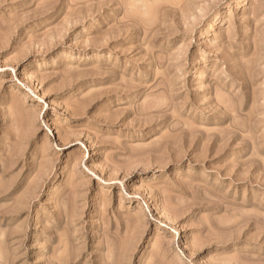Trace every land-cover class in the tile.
Masks as SVG:
<instances>
[{
	"label": "rangeland",
	"instance_id": "obj_1",
	"mask_svg": "<svg viewBox=\"0 0 264 264\" xmlns=\"http://www.w3.org/2000/svg\"><path fill=\"white\" fill-rule=\"evenodd\" d=\"M0 264H264V0H0Z\"/></svg>",
	"mask_w": 264,
	"mask_h": 264
},
{
	"label": "bare ground",
	"instance_id": "obj_2",
	"mask_svg": "<svg viewBox=\"0 0 264 264\" xmlns=\"http://www.w3.org/2000/svg\"><path fill=\"white\" fill-rule=\"evenodd\" d=\"M203 78V77H200V79ZM66 245V244H65ZM71 258V257H70Z\"/></svg>",
	"mask_w": 264,
	"mask_h": 264
}]
</instances>
